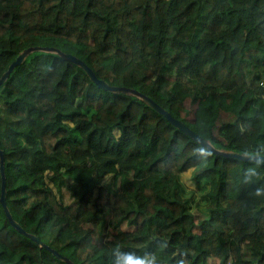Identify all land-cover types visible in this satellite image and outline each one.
<instances>
[{
  "label": "trees",
  "instance_id": "1",
  "mask_svg": "<svg viewBox=\"0 0 264 264\" xmlns=\"http://www.w3.org/2000/svg\"><path fill=\"white\" fill-rule=\"evenodd\" d=\"M33 46L219 150L264 155V0H0V78ZM0 146L14 219L74 264H264V163L214 153L56 53L0 86ZM0 264L69 263L0 201Z\"/></svg>",
  "mask_w": 264,
  "mask_h": 264
},
{
  "label": "water",
  "instance_id": "2",
  "mask_svg": "<svg viewBox=\"0 0 264 264\" xmlns=\"http://www.w3.org/2000/svg\"><path fill=\"white\" fill-rule=\"evenodd\" d=\"M36 51L56 53V54L60 55L62 58L66 59L67 61H70V62L74 63L75 65L81 67L87 73L89 78L94 83H96L100 88H102L103 90L112 91V92H116V93L123 92L125 94L133 95V96L140 98L147 105H149L150 107L155 109L158 113L164 115L172 125L176 126L180 130L184 131L187 135H189L190 137L195 139L198 143H200L201 145H203L206 148H209L211 151H213L214 153H216L218 155H222V156L230 157V158H237V159L244 160V161H253V162L264 163V155H260V154H254V155L245 154V155H243V154L225 151V150H219V149L215 148L207 139L201 137L199 134L194 132L184 122H182L178 119H175L168 110H166L163 106H161L158 102H156L155 100H153L149 96L145 95L144 93L137 91L136 89L123 87V86H112V85H110L105 80L100 79L97 76V74L95 73V71L91 67H89L82 59H80L76 55H73L70 53H65L56 47L33 46V47H29V48L25 49L23 52H21L19 54L17 59L13 63H11L8 70L2 75V77L0 78V86L3 85L7 81L10 74L14 71V69L18 65H21L31 53L36 52ZM0 170H1V177H2V186H1L2 191H1L0 201L2 203V206L4 208V211L6 213V216L9 220L10 224L14 228H16L19 232L26 235L30 239L34 240L41 247H44V248L50 250L57 258H59L63 261H66L69 264H74L68 257L63 256L56 249H54L51 246L43 243L38 236L31 234V233H28L21 226V224L18 223L14 219V217H13V215H12L8 205H7V179H6V172H5V156H4V151L1 149V146H0Z\"/></svg>",
  "mask_w": 264,
  "mask_h": 264
},
{
  "label": "rangeland",
  "instance_id": "3",
  "mask_svg": "<svg viewBox=\"0 0 264 264\" xmlns=\"http://www.w3.org/2000/svg\"><path fill=\"white\" fill-rule=\"evenodd\" d=\"M247 79H249V77H247ZM186 101V106L187 107H190V105H191V100L188 98V99H186L185 100ZM234 119V115H232L231 113H225V112H222L221 114H220V117H219V120H218V122H217V126H220L223 122H229V121H232ZM216 131H217V129H216ZM192 173H193V171L191 170V171H189V172H187V173H185V174H182L181 175V179L189 186V187H193V183H192ZM61 195H63V199H64V202L65 203H69V202H71L72 201V197H71V195H70V192L67 190V189H63V194H61ZM116 199V195L115 194H113L111 197H110V199H109V201H110V203L111 202H113L114 200ZM108 218V217H107ZM201 218V216H199V215H197V219H200ZM83 226L84 227H88V226H91L89 223H83ZM100 238H102V235H100L99 237H95V240H98V239H100ZM210 264H219V262L218 261H211V263Z\"/></svg>",
  "mask_w": 264,
  "mask_h": 264
}]
</instances>
